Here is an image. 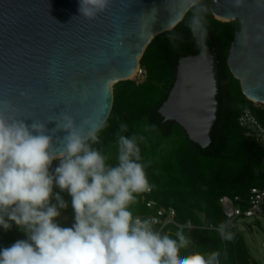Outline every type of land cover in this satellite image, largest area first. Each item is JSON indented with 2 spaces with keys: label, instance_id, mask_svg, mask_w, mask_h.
I'll return each instance as SVG.
<instances>
[{
  "label": "water",
  "instance_id": "water-1",
  "mask_svg": "<svg viewBox=\"0 0 264 264\" xmlns=\"http://www.w3.org/2000/svg\"><path fill=\"white\" fill-rule=\"evenodd\" d=\"M79 2L0 0V102L11 106L8 115L49 130L61 113L77 126L91 120L103 127L114 86L129 81L151 42L201 0H110L93 20L80 15ZM209 10L220 22L240 24L227 64L245 98L264 106V0H211ZM219 65L214 49L181 58L158 110L203 149L213 143L220 113ZM65 135L61 130L53 138Z\"/></svg>",
  "mask_w": 264,
  "mask_h": 264
},
{
  "label": "clouds",
  "instance_id": "clouds-1",
  "mask_svg": "<svg viewBox=\"0 0 264 264\" xmlns=\"http://www.w3.org/2000/svg\"><path fill=\"white\" fill-rule=\"evenodd\" d=\"M109 3L80 0L79 13L93 20ZM200 23L194 16L193 29ZM9 111L11 106L0 102V229L15 225L27 238L0 248V264H220L219 250L181 255L190 245L183 229L172 238L154 228L155 218L133 215L130 207L150 184L139 146L143 137L124 135L126 124L116 133L113 166L109 154L93 147L102 126L91 120L77 126L61 113L49 130L46 123L29 125ZM61 130L66 135L54 140ZM54 161L58 166L52 170ZM61 193L71 197L70 227L57 219L69 207ZM226 229L225 223L218 225L221 238L233 239Z\"/></svg>",
  "mask_w": 264,
  "mask_h": 264
},
{
  "label": "trees",
  "instance_id": "trees-1",
  "mask_svg": "<svg viewBox=\"0 0 264 264\" xmlns=\"http://www.w3.org/2000/svg\"><path fill=\"white\" fill-rule=\"evenodd\" d=\"M211 1L201 0L173 31L157 36L140 60L145 72L144 81L120 82L114 86L111 115L99 132L100 143L93 147L109 154L111 165L117 164V136L121 123L127 125L124 135L143 137L139 142L142 163L151 193L130 207L134 216L153 213L146 206L155 201L158 207L173 209L179 224L191 222L195 226L218 228L226 224L219 203L223 197L247 200L252 189H264L263 153L255 141L247 137L238 125V118L246 108L264 125V106L255 105L242 94L240 83L231 74L227 59L238 22L224 23L210 13ZM201 17L199 27H192L194 16ZM215 50L218 56L221 107L213 128V143L206 149L191 142L175 122L165 121L158 110L167 100L177 76L181 58ZM58 166L54 161L52 169ZM59 189L54 188V192ZM69 207L61 214L74 215L71 197L61 193ZM53 203L55 201L53 200ZM244 208L247 206L242 205ZM59 222V217L57 218ZM258 222V221H256ZM160 230L159 226H154ZM179 229L168 226L161 231L175 238ZM233 239L224 240L216 230L184 229L193 243L181 250V255L219 250L220 264H261L253 259L240 231L227 228ZM19 232L13 225L7 234Z\"/></svg>",
  "mask_w": 264,
  "mask_h": 264
},
{
  "label": "built area",
  "instance_id": "built-area-1",
  "mask_svg": "<svg viewBox=\"0 0 264 264\" xmlns=\"http://www.w3.org/2000/svg\"><path fill=\"white\" fill-rule=\"evenodd\" d=\"M137 78H145L144 70L139 66L136 72ZM258 105L256 103H253ZM238 125L243 129L247 137L253 139L258 145L259 149L263 153L264 164V125L258 121V119L252 113L250 108L244 109L238 118ZM143 200L151 193V190L143 192ZM224 215L226 217L227 228H240V220H256L259 217H264V189H252L247 200H243L239 197L229 198L223 197L219 201ZM246 205L244 208L242 205ZM146 206L149 210L153 211L151 214L139 216L141 218H155L158 223L154 226L160 227V232L168 226H174L178 229H192V230H216L213 226L199 225L195 226L191 222L185 224H179L176 222V213L173 209H165L158 207L155 201H147Z\"/></svg>",
  "mask_w": 264,
  "mask_h": 264
},
{
  "label": "rangeland",
  "instance_id": "rangeland-1",
  "mask_svg": "<svg viewBox=\"0 0 264 264\" xmlns=\"http://www.w3.org/2000/svg\"><path fill=\"white\" fill-rule=\"evenodd\" d=\"M211 1V0H210ZM132 81L140 83L144 78H132ZM256 220H247L239 222V231L243 236L247 245L248 251L253 259L261 264H264V217H259ZM59 223L62 226L70 227L74 223V215L61 214ZM24 233L12 232L7 234L3 229H0V248L8 247L17 240L26 239Z\"/></svg>",
  "mask_w": 264,
  "mask_h": 264
},
{
  "label": "bare ground",
  "instance_id": "bare-ground-1",
  "mask_svg": "<svg viewBox=\"0 0 264 264\" xmlns=\"http://www.w3.org/2000/svg\"><path fill=\"white\" fill-rule=\"evenodd\" d=\"M136 72L131 75L130 80H132V78H134L136 76Z\"/></svg>",
  "mask_w": 264,
  "mask_h": 264
}]
</instances>
